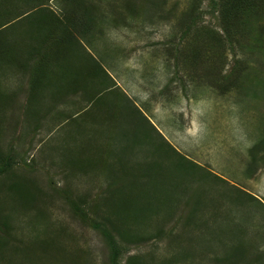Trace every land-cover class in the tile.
Wrapping results in <instances>:
<instances>
[{
  "label": "rangeland",
  "instance_id": "obj_1",
  "mask_svg": "<svg viewBox=\"0 0 264 264\" xmlns=\"http://www.w3.org/2000/svg\"><path fill=\"white\" fill-rule=\"evenodd\" d=\"M27 1L10 6L14 15L30 9L24 35L7 38L24 41L25 52L42 44L30 38L36 27L28 32L40 7L78 18L93 7V22L77 32L86 50L72 46V63H38L47 73L37 88L38 56L0 60V153L14 161L0 165L10 169L0 175V264H111L105 237L75 210L86 202L102 221L111 188L115 205L126 189L149 205L141 228L159 232L121 241L122 263L139 255L145 264H226L217 259L243 248L240 264H264V50L208 38L207 29L222 32L212 0H195L199 19L186 35L193 0H48L36 9L38 0ZM193 45L203 49L195 63ZM237 61L235 78L224 79ZM100 65L110 80L86 82ZM167 142L204 170H183Z\"/></svg>",
  "mask_w": 264,
  "mask_h": 264
},
{
  "label": "trees",
  "instance_id": "obj_2",
  "mask_svg": "<svg viewBox=\"0 0 264 264\" xmlns=\"http://www.w3.org/2000/svg\"><path fill=\"white\" fill-rule=\"evenodd\" d=\"M15 0H0V17L3 16V18H6V13L3 14L4 11H6L9 8V12L7 13V16H12V19L9 20V22H1L0 19V60L6 61L8 63H17L16 61V53L19 56V52L24 51V48L22 47V44L24 41L22 40H14L10 41L7 38L9 36H13V32L15 35H19V31L23 34V29L19 28L22 27V24L20 25V22H23V18L30 15L31 13L27 14L29 10H23L19 12L17 15H14L11 9L13 7V2ZM25 2H28L27 0H24ZM48 0H38L37 5L34 6L36 9L38 5H44L47 3ZM213 1V10L216 9L219 10V17H220V27L222 32H218L217 30L213 29H207L205 32V35H207L208 38L213 39V41L217 43H224L223 45L229 44L233 50H235V45L241 46L243 51L248 48L251 49L253 52L257 49H263L264 50V0H212ZM32 2V1H30ZM78 0H72V3L76 4ZM163 2V0H162ZM197 5L195 0L192 1L187 13L184 14V16L188 18H183L182 20L186 22V30L185 35L188 33V31L194 26L196 21L199 19V14H197ZM40 11H37L39 10ZM90 9L92 8H84V14H81L80 18L77 17V15L72 16L69 12H66L64 17L58 16L54 14L53 12H47L44 8H38L36 9V14L28 22H30V28L28 29V32L32 31L33 29L31 27H36L35 31L32 33L30 32V38H35L37 41H41L42 44L39 46H29L28 50L25 52L28 57V61L31 64V59L34 56H38V59L36 60V65L38 63L43 64L45 66L53 68L54 66L56 68L61 67L62 65L68 63H72L71 61L73 58V55L75 52L71 50L72 46L74 48H77L78 45H84L80 42V40L77 38V32L80 31L81 28L83 30L86 29V27H89L90 24L93 22V16L90 14ZM2 11V12H1ZM27 14V15H26ZM88 16V17H87ZM17 19L16 21L12 22L13 20ZM19 21V22H18ZM36 21V22H35ZM181 21V20H180ZM261 23V24H260ZM20 26H19V25ZM261 26V28H259ZM243 29H247L246 33L248 34V39L245 41L241 38L240 33L243 31ZM252 34V35H251ZM24 35V34H23ZM251 35V36H250ZM24 37V36H23ZM22 37V38H23ZM49 43H54L53 45H49ZM81 43V44H80ZM62 46L63 51H57L58 48ZM85 48V47H84ZM86 50V48H85ZM11 53L12 58H8L7 54ZM50 54V55H49ZM203 54L202 47H198L197 45H193L190 51V57L189 59H192L193 62H198L199 58ZM2 55V59H1ZM46 55V56H45ZM177 59L179 58V54L175 53L174 55ZM20 57V56H19ZM93 60L95 61V58L92 56ZM4 59V60H3ZM31 61V62H30ZM80 61V60H79ZM96 62V61H95ZM29 68V66L27 67ZM100 68V69H99ZM99 68H94L93 70H89L87 74V78H85L86 82L94 81L99 78H104L106 81L110 80L109 75L106 70H104V67L100 65ZM240 69L239 61L236 62L235 66L232 67V70L224 76V79L229 80L230 77L235 78L236 70ZM30 86L32 89L37 88L42 85V79L43 75L47 73L43 72L41 69V65H38L35 70L30 69ZM105 75L107 78L102 77ZM87 84V83H86ZM85 84V85H86ZM82 85V84H81ZM81 85H76V87H73L70 89L72 93H77L82 87ZM115 86V84L113 85ZM111 88V87H110ZM102 90H99L97 92V95ZM95 98V96H94ZM168 143V142H167ZM169 145V143H168ZM170 146V145H169ZM174 149L183 160V170L187 171L190 174H196V172H199L202 169L200 164L196 163L195 161H192L191 159L187 158L186 156H182L174 147L170 146ZM9 156H12L8 154ZM6 154L3 155L0 153V165L7 164L10 166H13V159L11 161V158L8 157ZM5 157V160H4ZM13 157V156H12ZM2 158V160H1ZM9 166V167H10ZM10 169L5 168L4 166L0 167V175L8 172ZM203 173V172H202ZM205 173H209L210 175H214L215 178L224 180L221 176L218 174L210 171L205 170ZM144 174V173H143ZM203 177V176H200ZM112 189V188H111ZM111 189H108L105 194V192L101 195L102 201L106 203V205H110V211L109 213H103L102 215V221H95L93 218H90V214L85 211L84 209V203L76 204L75 210L81 214L82 217L87 219V223H89L92 227L95 229H98L103 236L105 237V240L107 241V244L109 246V257H110V263L111 264H145V262L142 259V256L139 255H131L127 257L125 263H122V256L124 254V246L121 244V241H124L126 243H132V242H139L141 240H145L150 237H157L158 233L153 232L151 234L143 233V230L141 228L142 221L147 219L145 218V214L147 212L145 207L144 201H136L135 197H129L127 194V189L123 192V199L115 205L114 200L108 195V193L111 191ZM131 191V190H130ZM202 191L200 193L196 190L194 192V196H198V201L201 203V197H202ZM252 202H258L256 197L249 194ZM100 201V202H102ZM99 202V203H100ZM262 203V202H260ZM200 205V204H199ZM115 217L114 219L111 218V216ZM2 219H6V217L2 216L0 218V225L2 224ZM90 219L91 222L88 220ZM134 222V226H131L130 224ZM160 229V228H159ZM237 252L234 256H221L217 260L221 262L223 259L226 262V264H240L241 261L244 260V256L246 255L242 249L237 248ZM184 258H187V253H185ZM251 264V263H246Z\"/></svg>",
  "mask_w": 264,
  "mask_h": 264
}]
</instances>
